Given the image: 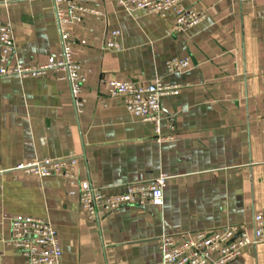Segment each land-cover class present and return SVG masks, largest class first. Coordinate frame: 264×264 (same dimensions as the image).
I'll list each match as a JSON object with an SVG mask.
<instances>
[{
    "label": "crops",
    "instance_id": "crops-1",
    "mask_svg": "<svg viewBox=\"0 0 264 264\" xmlns=\"http://www.w3.org/2000/svg\"><path fill=\"white\" fill-rule=\"evenodd\" d=\"M85 5L100 16L68 26L85 73L81 112L70 82L52 70L0 77V264H27L5 244L16 214L50 221L60 264H161L162 234L180 242L197 231L247 227L264 210V0H183L205 17L174 33L172 10H126L113 0ZM6 22L21 65L39 66L60 50L52 0H0V25ZM112 39L118 47H103ZM175 56L190 65L169 74L164 61ZM154 77L179 86L160 96V130L173 135L160 143L151 122L124 109V97L107 95L111 79ZM69 155L79 180L107 194L165 172L162 204L123 205L93 220L62 177L14 168ZM228 264H264V243Z\"/></svg>",
    "mask_w": 264,
    "mask_h": 264
},
{
    "label": "built area",
    "instance_id": "built-area-1",
    "mask_svg": "<svg viewBox=\"0 0 264 264\" xmlns=\"http://www.w3.org/2000/svg\"><path fill=\"white\" fill-rule=\"evenodd\" d=\"M53 13L59 32L60 50L49 55L39 66L21 65L14 58V41L8 22L0 25V77L39 76L46 70L57 73L58 79L70 82V95L75 113L82 111L86 99L81 95L85 73L73 58L71 33L68 26L81 23L89 14L100 16L93 7H87V0H52ZM122 9L143 10L147 13L174 11L171 32H179L198 23L205 17L203 12L181 6L183 0H113ZM117 30L111 36L118 35ZM80 44L84 41L80 40ZM105 48L118 47L112 39L104 43ZM165 71L169 74L183 71L189 67V57H171L164 61ZM107 95L124 97V109L139 118L152 123L155 142L172 140V134H162L160 96L176 95L178 85L163 84L159 77L138 83L131 79L109 80ZM264 122V116L262 117ZM169 128L172 126L169 123ZM76 156L59 159L42 158L18 163L15 169L24 174L37 177H62L69 186L67 195L78 200L89 219L110 213L123 205L162 204V188L167 174L159 173L150 181L127 183L122 191L107 194L103 188L92 186L87 180H79ZM1 172V170H0ZM9 221V234L5 244L16 249L27 264H60L61 248L53 225L45 218L30 215H13ZM264 243V210L256 211L250 224H230L213 231H197L193 235L174 242L169 236L159 237L158 249L161 264H228L240 256L246 246Z\"/></svg>",
    "mask_w": 264,
    "mask_h": 264
}]
</instances>
